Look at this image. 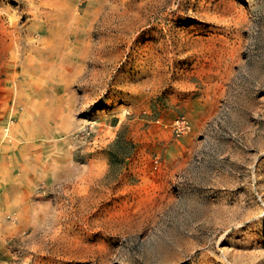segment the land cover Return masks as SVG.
Segmentation results:
<instances>
[{
	"label": "rangeland",
	"instance_id": "374dc122",
	"mask_svg": "<svg viewBox=\"0 0 264 264\" xmlns=\"http://www.w3.org/2000/svg\"><path fill=\"white\" fill-rule=\"evenodd\" d=\"M230 263L264 264V0H0V264Z\"/></svg>",
	"mask_w": 264,
	"mask_h": 264
},
{
	"label": "built area",
	"instance_id": "2783aa9c",
	"mask_svg": "<svg viewBox=\"0 0 264 264\" xmlns=\"http://www.w3.org/2000/svg\"><path fill=\"white\" fill-rule=\"evenodd\" d=\"M190 128V121L185 116H178L172 122V131L176 136L185 134L190 130Z\"/></svg>",
	"mask_w": 264,
	"mask_h": 264
},
{
	"label": "bare ground",
	"instance_id": "6f19581e",
	"mask_svg": "<svg viewBox=\"0 0 264 264\" xmlns=\"http://www.w3.org/2000/svg\"><path fill=\"white\" fill-rule=\"evenodd\" d=\"M243 194V193H242ZM240 199V198H239ZM235 200V199H234ZM190 204V203H189ZM238 205V204H237ZM239 207V206H238ZM191 208V207H190ZM260 209V208H259ZM229 210V209H228ZM65 212V211H64ZM38 213V212H37ZM45 213V212H44ZM60 213V212H59ZM62 213H63V211H62ZM230 213H232V212H230ZM36 214V213H35ZM57 215L58 214H56V216L54 215V218L55 217H57ZM60 215V214H59ZM58 215V216H59ZM256 217H258V216H256ZM37 218V217H36ZM36 220V219H35ZM56 220H58L57 218H56ZM30 221V220H29ZM62 221V220H61ZM59 223V222H58ZM239 223V222H238ZM27 224V223H26ZM240 225V224H239ZM239 225H238V227H239ZM241 226V225H240ZM54 227V226H53ZM49 230V229H48ZM57 231V230H56ZM222 237V236H221ZM180 238H181V236H180ZM33 246V245H32ZM231 249V248H230ZM240 250V249H239ZM207 252V251H206ZM232 252V251H231ZM192 253H194V252H192ZM204 253V252H203ZM226 253V252H225ZM238 253V252H237ZM244 253V252H243ZM183 255V254H182ZM190 255V254H189ZM206 255V254H205ZM230 255H231V253H230ZM242 255V254H241ZM190 257V256H189ZM180 260V259H179ZM223 262V261H222ZM231 264V263H230Z\"/></svg>",
	"mask_w": 264,
	"mask_h": 264
}]
</instances>
